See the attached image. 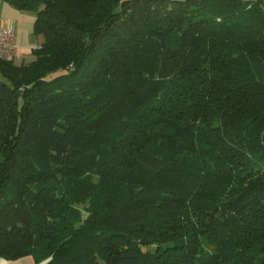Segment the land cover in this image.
I'll return each instance as SVG.
<instances>
[{
	"label": "trees",
	"instance_id": "obj_1",
	"mask_svg": "<svg viewBox=\"0 0 264 264\" xmlns=\"http://www.w3.org/2000/svg\"><path fill=\"white\" fill-rule=\"evenodd\" d=\"M10 1L0 258L264 264V0Z\"/></svg>",
	"mask_w": 264,
	"mask_h": 264
},
{
	"label": "crops",
	"instance_id": "obj_2",
	"mask_svg": "<svg viewBox=\"0 0 264 264\" xmlns=\"http://www.w3.org/2000/svg\"><path fill=\"white\" fill-rule=\"evenodd\" d=\"M34 19L35 14L32 11L19 9L10 0H0V22L2 25L15 30L16 44L14 52L31 53L36 44L43 42L42 34L33 32ZM0 79H2L1 74ZM0 264H36V262L32 255L27 254L16 259L0 258Z\"/></svg>",
	"mask_w": 264,
	"mask_h": 264
},
{
	"label": "built area",
	"instance_id": "obj_3",
	"mask_svg": "<svg viewBox=\"0 0 264 264\" xmlns=\"http://www.w3.org/2000/svg\"><path fill=\"white\" fill-rule=\"evenodd\" d=\"M16 44L15 30L2 25L0 22V60H10L13 57ZM40 44H36L33 49H39Z\"/></svg>",
	"mask_w": 264,
	"mask_h": 264
},
{
	"label": "rangeland",
	"instance_id": "obj_4",
	"mask_svg": "<svg viewBox=\"0 0 264 264\" xmlns=\"http://www.w3.org/2000/svg\"><path fill=\"white\" fill-rule=\"evenodd\" d=\"M35 59V54L31 51L30 52H24V53H19V52H14L13 54V63L16 65H20L21 63H28ZM86 205V204H85ZM85 205L80 204L78 205L81 209L85 207ZM83 215L85 216V212L83 211Z\"/></svg>",
	"mask_w": 264,
	"mask_h": 264
}]
</instances>
